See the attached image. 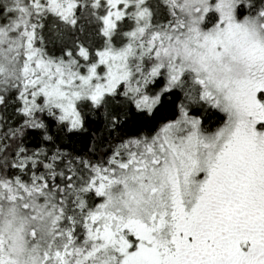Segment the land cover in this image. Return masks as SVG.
Returning a JSON list of instances; mask_svg holds the SVG:
<instances>
[{
	"label": "snow or ice",
	"instance_id": "snow-or-ice-1",
	"mask_svg": "<svg viewBox=\"0 0 264 264\" xmlns=\"http://www.w3.org/2000/svg\"><path fill=\"white\" fill-rule=\"evenodd\" d=\"M0 264H264V0H0Z\"/></svg>",
	"mask_w": 264,
	"mask_h": 264
}]
</instances>
